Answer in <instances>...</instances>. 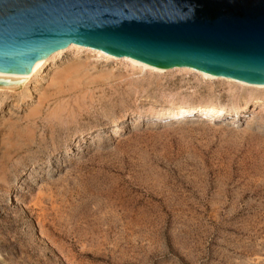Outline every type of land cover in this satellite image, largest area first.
I'll use <instances>...</instances> for the list:
<instances>
[{
    "label": "rangeland",
    "instance_id": "obj_1",
    "mask_svg": "<svg viewBox=\"0 0 264 264\" xmlns=\"http://www.w3.org/2000/svg\"><path fill=\"white\" fill-rule=\"evenodd\" d=\"M0 264H264V89L85 50L0 89Z\"/></svg>",
    "mask_w": 264,
    "mask_h": 264
},
{
    "label": "water",
    "instance_id": "obj_2",
    "mask_svg": "<svg viewBox=\"0 0 264 264\" xmlns=\"http://www.w3.org/2000/svg\"><path fill=\"white\" fill-rule=\"evenodd\" d=\"M72 44L264 83V0H0V72L32 71Z\"/></svg>",
    "mask_w": 264,
    "mask_h": 264
},
{
    "label": "bare ground",
    "instance_id": "obj_3",
    "mask_svg": "<svg viewBox=\"0 0 264 264\" xmlns=\"http://www.w3.org/2000/svg\"><path fill=\"white\" fill-rule=\"evenodd\" d=\"M88 51L91 53H95L97 54V56H104L107 57L108 59H121L122 61H127L129 63H131L134 67H138L142 70H149L151 72H157L160 74L163 73H167V72H171V71H186V72H194L198 75H200L202 78H204L205 80H210V81H214V80H220V81H226L228 83L231 84H236L238 86L244 87V88H253V89H264V83H247V82H241L238 80H234V79H229V78H221V77H215V76H211L190 68H175V69H171V70H165L162 68H157V67H153V66H149L146 64H143L141 62H138L136 60L130 59V58H117V57H113L103 51L100 50H95V49H91V48H86L83 46H78L76 44H72L70 45L68 48L64 49V50H60L58 52H56L55 54L51 55L47 61L42 64V65H37L35 67L34 70L32 71H25V72H0V89H17L19 87H23L24 85L28 84L34 77V75L40 71H43L44 68H46L48 66V64L51 61H54L55 59L61 57V55H63L65 52H77V54L80 51ZM51 66V65H50ZM242 109V108H241ZM238 110V109H237ZM173 115L174 118H176L177 120L180 119H185L186 117H190L194 114H198L200 118L202 119H209L211 117H220L223 115L224 113V108H219L216 106H212V107H188L187 105H181L178 108H176L174 111H170ZM167 114V113H166ZM165 114V116H166ZM169 115V114H168ZM233 115V114H232ZM167 117V116H166Z\"/></svg>",
    "mask_w": 264,
    "mask_h": 264
}]
</instances>
